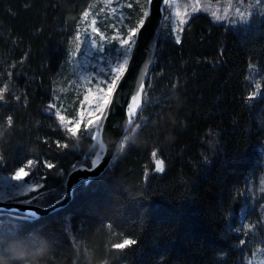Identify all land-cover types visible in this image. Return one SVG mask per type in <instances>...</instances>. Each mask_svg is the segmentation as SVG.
<instances>
[{"label":"trees","instance_id":"trees-1","mask_svg":"<svg viewBox=\"0 0 264 264\" xmlns=\"http://www.w3.org/2000/svg\"><path fill=\"white\" fill-rule=\"evenodd\" d=\"M92 1L0 0V87H9L0 102V178L32 161L36 205L61 200L69 173L96 154L94 139L71 135L49 108ZM255 75L264 83V20L234 27L200 12L180 43L161 33L139 127L123 153L59 211H0V264H243V197L264 176V96L252 97ZM124 239L136 243L113 249Z\"/></svg>","mask_w":264,"mask_h":264},{"label":"rangeland","instance_id":"rangeland-1","mask_svg":"<svg viewBox=\"0 0 264 264\" xmlns=\"http://www.w3.org/2000/svg\"><path fill=\"white\" fill-rule=\"evenodd\" d=\"M145 0H93L86 11H89L87 20H80L78 25L77 35L81 36V40H85V35L90 31V21L97 20L96 27L107 37L115 36L118 33L123 35L129 27L138 23L142 16V5ZM196 3V0H172L169 6L164 8V18L161 28V33L166 35H173V29L176 26V11L179 9L180 13L187 10L189 20L193 15L204 12L211 15L213 11H218V14L224 15L227 11L228 19L215 21L225 23L234 27L239 25L247 26L252 20H264V6L257 5L255 0H199L200 11L193 13L191 6ZM132 6L129 7L128 5ZM236 8H240L242 12L251 13L246 21L239 19L235 12ZM115 9V11H113ZM185 26V25H184ZM100 43L99 37L93 34ZM79 43L74 40L72 51L68 60L63 65L58 73L56 81L57 105L56 111H60L61 115L66 116V121L63 126L67 129L72 125L67 123L68 120L80 119L78 113L81 106L84 109V117L81 123V131L85 132L87 128L88 113L90 111L89 105L83 102L84 95L88 94V89L91 88L93 93H97V83L103 79L109 72L111 63L115 60L117 53L113 51L115 42L104 43V52L97 51L89 42L84 43L80 48L76 58H73L72 52L76 50V44ZM88 78L87 80L85 78ZM256 85L253 93V99H263L264 83L255 75L254 80ZM104 85L101 83L100 87ZM93 105L96 103L92 102ZM107 110L103 113L104 119ZM101 120L99 129L103 123ZM93 125V129H96ZM76 134V135H77ZM95 140V146L99 147V140ZM99 150V149H98ZM97 152V150H96ZM99 152H101L99 150ZM24 168V167H22ZM21 169V168H20ZM26 169L29 171L28 176L16 179L15 171L11 175H4L0 178V200L7 202H24L32 203L41 198L40 188L41 182L36 173V166L32 163L27 164ZM35 187L38 190H33ZM243 199L244 205L240 214L239 232L247 237L248 244L243 253V264H264V176L260 184L256 187L253 185L247 188ZM254 211L257 217L252 222L249 220V214Z\"/></svg>","mask_w":264,"mask_h":264},{"label":"snow or ice","instance_id":"snow-or-ice-1","mask_svg":"<svg viewBox=\"0 0 264 264\" xmlns=\"http://www.w3.org/2000/svg\"><path fill=\"white\" fill-rule=\"evenodd\" d=\"M153 0H145V3L142 5V16L138 23L129 27L126 31H124L123 35L119 33L115 36L107 37L100 31L99 28L96 27L97 20L92 19L90 21V31L86 33L85 40H81L80 35L75 36V40L79 43L76 44V50L72 52L73 58H76L78 52L84 43L90 41L91 45L97 49V51L104 52V43H112L115 42V47L113 51L117 53L115 60L111 63V67L106 76L103 77L101 81L97 83V93H93L91 88H89L88 94L84 95L83 102L89 105L90 111L88 113V121L87 128L85 130V135L90 136L91 139L99 140V137L102 135V130L99 129V124L101 120L104 119L103 113L109 109V105L113 102V95L116 94V100L123 101V104L118 106H122L126 108V121L129 125H134L136 118L139 115V111L142 109L143 103L145 101L142 100V96L145 94V77L148 72V66L144 65V70L139 74L138 79L134 78L132 84H129L126 88H120L121 83L124 81L126 73L129 71L130 61L132 58L133 50L136 44V38L138 33L141 30V27L145 23V18L149 16V6L152 4ZM172 0H161L162 5L169 6ZM257 5L264 6V0H255ZM129 7L132 5L129 4ZM115 11V9H113ZM191 11L193 13L200 11L199 0H196V3L191 6ZM236 14L239 19L242 21H246L248 16L251 13L242 12L240 8L235 9ZM211 15L217 20L222 21L228 19L227 11L224 15L218 14V11H213ZM89 16V11H84L82 13V20H87ZM189 16L187 6L185 8V12L183 14L180 13L179 9L176 11V26L173 29L175 32V41L177 43L181 42V33L184 30V25L187 24L188 20L186 17ZM99 37L100 43H97V39L93 37ZM88 79L87 77L85 78ZM103 84V87H100V84ZM257 88L260 87L259 84L256 85ZM119 89V92L117 90ZM6 93H9V87L5 84L3 87H0V102H4L6 100ZM15 99L19 100V97H15ZM93 101L96 103L93 105ZM50 109H55L56 105L52 104L49 106ZM84 109L81 106L78 113H74V115H78L80 119L68 120L67 123L72 125L68 127L67 132L71 133L73 136H76L77 132L81 128V123L84 117ZM56 117L60 121L61 125H63L66 121V116L61 115L60 111L55 112ZM96 125V129H93V125ZM7 125L9 128L13 125L12 117L7 118ZM136 127H139V124H135ZM3 135V133H0ZM61 147H67V145H61ZM105 152L106 151H102ZM157 155L156 152L152 153V156L155 157ZM101 157H103L100 153L96 154V159L93 161L94 164L101 163ZM33 162L29 161V165ZM48 168H53L54 165L49 163L47 165ZM156 170L158 172H163L164 161L162 159L156 160ZM29 171L26 167L18 170L16 174V179H21L28 176ZM38 190L37 187L33 189ZM136 241L134 239H124L121 243H115L112 245L113 249L123 251L128 247L134 245Z\"/></svg>","mask_w":264,"mask_h":264},{"label":"water","instance_id":"water-1","mask_svg":"<svg viewBox=\"0 0 264 264\" xmlns=\"http://www.w3.org/2000/svg\"><path fill=\"white\" fill-rule=\"evenodd\" d=\"M164 8L165 6L162 5L161 0H153L149 6L150 14L145 18V23L138 33L129 71L126 73L120 88H126L129 84L133 83L134 78L138 79L139 74L144 70V65L148 66V72L145 77L146 87L154 69L164 18ZM117 92H119V89ZM142 100H144V95L142 96ZM118 104L122 105L123 101L118 102L116 100V94H114L113 102L109 105V109L106 112L105 119L100 128L102 135L99 137V146L103 143L107 147L106 153L99 152V147L97 148L96 154L100 153L103 156L101 157V163H93L96 159L95 154L91 166L82 164L75 167L67 177L65 195L61 200L48 206L0 200V211L32 218L44 217L65 208L72 201L74 192L79 186L102 177L116 159L124 139L134 127V125H129L126 121V108L118 106ZM140 112L141 110L139 114Z\"/></svg>","mask_w":264,"mask_h":264},{"label":"clouds","instance_id":"clouds-1","mask_svg":"<svg viewBox=\"0 0 264 264\" xmlns=\"http://www.w3.org/2000/svg\"><path fill=\"white\" fill-rule=\"evenodd\" d=\"M100 151H107V147L105 144L101 143L99 146ZM121 153H123V149H120Z\"/></svg>","mask_w":264,"mask_h":264},{"label":"bare ground","instance_id":"bare-ground-1","mask_svg":"<svg viewBox=\"0 0 264 264\" xmlns=\"http://www.w3.org/2000/svg\"><path fill=\"white\" fill-rule=\"evenodd\" d=\"M72 135V134H71Z\"/></svg>","mask_w":264,"mask_h":264}]
</instances>
